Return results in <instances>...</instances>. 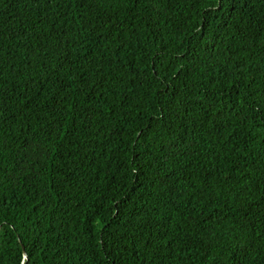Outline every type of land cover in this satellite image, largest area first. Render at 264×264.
Here are the masks:
<instances>
[{
	"label": "trees",
	"instance_id": "16d2710c",
	"mask_svg": "<svg viewBox=\"0 0 264 264\" xmlns=\"http://www.w3.org/2000/svg\"><path fill=\"white\" fill-rule=\"evenodd\" d=\"M0 264H264V0H0Z\"/></svg>",
	"mask_w": 264,
	"mask_h": 264
}]
</instances>
